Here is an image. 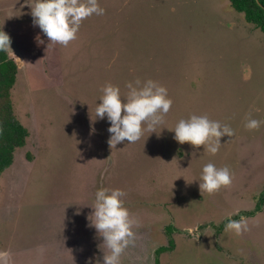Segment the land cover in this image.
Instances as JSON below:
<instances>
[{
	"label": "rangeland",
	"instance_id": "1",
	"mask_svg": "<svg viewBox=\"0 0 264 264\" xmlns=\"http://www.w3.org/2000/svg\"><path fill=\"white\" fill-rule=\"evenodd\" d=\"M34 2L0 0L7 51L18 64L14 114L28 130L0 175V250L11 264H28L35 246L61 232L84 233L90 222L79 202L94 205L100 187L125 192L129 217L148 232L149 264L169 239L173 248L159 264H264V205L256 210L264 123L244 127L249 118L264 121V33L228 0H98L104 14L84 19L64 46L34 25ZM137 79L166 91V128L207 115L234 135L222 136L215 154L180 144L169 129L110 145V122L95 114L101 89L111 83L124 95ZM209 162L232 173L231 184L211 194L199 187ZM230 213L248 230L226 231Z\"/></svg>",
	"mask_w": 264,
	"mask_h": 264
},
{
	"label": "clouds",
	"instance_id": "2",
	"mask_svg": "<svg viewBox=\"0 0 264 264\" xmlns=\"http://www.w3.org/2000/svg\"><path fill=\"white\" fill-rule=\"evenodd\" d=\"M30 5L34 25L40 28L49 42L64 46L76 39L84 19L93 14L103 15L105 11L99 6L98 0H35ZM37 42L43 43V40L37 37ZM10 45L9 34L0 29V51L6 52L11 48ZM126 87L128 91L122 95L119 86L105 84L101 89L100 103L95 109L96 118L106 117L110 122V145L125 140L127 143H135L145 134L149 136L156 133L159 136L162 129H169L164 126L163 117L168 115L172 102L167 99L163 88L151 80L141 82L139 79L134 83L129 82ZM262 123L264 121L249 118L244 127L249 130L258 129ZM169 130L174 131L173 138L180 144L189 142L193 146L203 145L204 150L211 154L218 152L222 136L234 135V129L229 125L209 119L207 115L197 114L180 119ZM231 182L232 173L227 165L217 167L209 162L202 168L199 187L211 194ZM124 196L125 192L120 188L100 187L95 192L92 206L94 219L90 220V226L103 238L105 245L102 262L97 261V264H120L122 255L135 247L133 230L139 224L129 217L124 208ZM232 215L230 213L226 218L225 230L236 234L247 231L248 225L243 218L235 220L231 218ZM0 264H11L9 251L0 250Z\"/></svg>",
	"mask_w": 264,
	"mask_h": 264
},
{
	"label": "trees",
	"instance_id": "3",
	"mask_svg": "<svg viewBox=\"0 0 264 264\" xmlns=\"http://www.w3.org/2000/svg\"><path fill=\"white\" fill-rule=\"evenodd\" d=\"M230 6L243 14L245 20L264 33V0H228ZM1 29V26H0ZM18 64L8 51H0V175L14 160L17 148L23 147L28 136L27 128L14 114L11 93L17 77ZM264 204V183L257 197L256 210ZM169 231V229L167 228ZM171 244V241H169ZM166 246L154 250L155 262Z\"/></svg>",
	"mask_w": 264,
	"mask_h": 264
},
{
	"label": "crops",
	"instance_id": "4",
	"mask_svg": "<svg viewBox=\"0 0 264 264\" xmlns=\"http://www.w3.org/2000/svg\"><path fill=\"white\" fill-rule=\"evenodd\" d=\"M91 200V199H90ZM88 199L79 202V212H86L90 220L92 215L93 203H88ZM81 210V211H80ZM90 225V224H89ZM136 237L135 247L128 249L121 257V262L129 264H149L147 262V230L138 227L133 230ZM28 264H97L102 262L103 238L99 236L93 226L82 234L75 237L62 235L58 238L50 239L48 242L35 246Z\"/></svg>",
	"mask_w": 264,
	"mask_h": 264
},
{
	"label": "flooded vegetation",
	"instance_id": "5",
	"mask_svg": "<svg viewBox=\"0 0 264 264\" xmlns=\"http://www.w3.org/2000/svg\"><path fill=\"white\" fill-rule=\"evenodd\" d=\"M256 203H257V202H256ZM263 205H264V204H263ZM263 205H262V206H263ZM262 206H261V207H262ZM261 207H260V208H261ZM260 208H259V209H260ZM249 213L251 214V213H253V211H252V212H249ZM167 228L169 229V231H168V230H167V231L169 232V237H170L171 232L173 231V228H171L170 226L167 227ZM169 241H170V239H169ZM169 241H168V245H159V246H166V249L163 250L162 252L166 251L167 249L170 250V249L173 248V245H172L173 243L171 242V244H169ZM156 248H157V247H156ZM156 248H155V249H156ZM155 249H154V250H155ZM160 254H161V253H160ZM160 254H159V255H160Z\"/></svg>",
	"mask_w": 264,
	"mask_h": 264
}]
</instances>
